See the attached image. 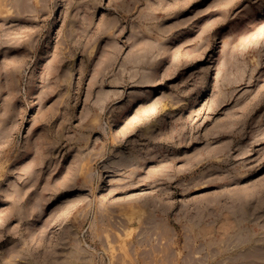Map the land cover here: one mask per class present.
Listing matches in <instances>:
<instances>
[{"label": "rangeland", "instance_id": "rangeland-1", "mask_svg": "<svg viewBox=\"0 0 264 264\" xmlns=\"http://www.w3.org/2000/svg\"><path fill=\"white\" fill-rule=\"evenodd\" d=\"M0 264H264V0H0Z\"/></svg>", "mask_w": 264, "mask_h": 264}]
</instances>
